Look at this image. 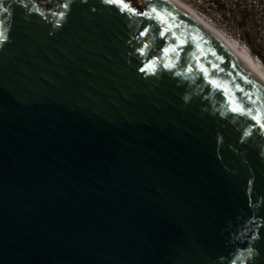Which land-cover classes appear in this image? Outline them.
I'll return each instance as SVG.
<instances>
[{"label":"water","instance_id":"water-1","mask_svg":"<svg viewBox=\"0 0 264 264\" xmlns=\"http://www.w3.org/2000/svg\"><path fill=\"white\" fill-rule=\"evenodd\" d=\"M0 0V264H264V73L180 0Z\"/></svg>","mask_w":264,"mask_h":264},{"label":"rangeland","instance_id":"rangeland-1","mask_svg":"<svg viewBox=\"0 0 264 264\" xmlns=\"http://www.w3.org/2000/svg\"><path fill=\"white\" fill-rule=\"evenodd\" d=\"M38 3L45 5L46 0H35ZM131 4L144 8V0H127ZM195 9L194 11L208 24L212 25L215 29H220L229 38L237 40L238 44L242 45V48L252 53L255 59L258 61V57L254 52H251V46L264 56V11L259 9V4L264 0H246L249 8L252 10L249 21L243 28H238L240 14L242 9H237L233 5L240 0H221L226 1L227 8L224 13L225 16L221 17L220 12L216 9V5L213 4L215 0H180ZM210 22V23H209ZM217 27V28H216ZM249 33L251 35L249 42L244 39L243 34ZM224 34V35H225ZM260 61V59H259ZM264 66V64H263Z\"/></svg>","mask_w":264,"mask_h":264},{"label":"trees","instance_id":"trees-1","mask_svg":"<svg viewBox=\"0 0 264 264\" xmlns=\"http://www.w3.org/2000/svg\"><path fill=\"white\" fill-rule=\"evenodd\" d=\"M213 4L216 5V9L220 12V16L224 17L225 16L224 11L227 8L226 1L215 0V1H213ZM249 6L250 5L247 4L246 0L237 1L233 5V7L237 8V9H242L240 17H239L240 21L237 24L238 28H240V29L246 26L247 22L249 21L248 17L249 16L251 17L252 10L249 8ZM259 9H262L264 11V1H262L259 4ZM243 36H244V39L247 42H249L251 35L249 33H244ZM251 52H254L256 54V56L260 59L262 64H264V56L262 53H260L256 49H254L253 46H251Z\"/></svg>","mask_w":264,"mask_h":264},{"label":"bare ground","instance_id":"bare-ground-1","mask_svg":"<svg viewBox=\"0 0 264 264\" xmlns=\"http://www.w3.org/2000/svg\"><path fill=\"white\" fill-rule=\"evenodd\" d=\"M128 2V1H127ZM130 3V2H129ZM184 3V2H183ZM131 4V3H130ZM185 4V3H184ZM131 5H133V4H131ZM187 5V4H186ZM133 6H135V5H133ZM188 6V5H187ZM135 7H138V6H135ZM190 7V6H189ZM191 8V7H190ZM191 9H193V8H191ZM193 10H195V9H193ZM199 14V13H198ZM202 19V18H201ZM206 21V20H205ZM210 23V22H209ZM217 28V27H216ZM217 31H219L218 29H216ZM225 34V33H224ZM224 34H222V36L225 38V39H228V40H231V42L234 44V45H236V46H240L241 48H242V45H240V44H238V42H237V40H235V39H233V38H229L228 36H226V34L224 35ZM244 48V47H243ZM244 50V52H245V55L247 56V57H253V61L255 62V64H257L259 67H261L262 69H263V73H264V66H263V64H262V62L261 61H259V59H258V61L255 59V57L252 55V53H249L248 51H246L245 49H243Z\"/></svg>","mask_w":264,"mask_h":264},{"label":"snow or ice","instance_id":"snow-or-ice-1","mask_svg":"<svg viewBox=\"0 0 264 264\" xmlns=\"http://www.w3.org/2000/svg\"><path fill=\"white\" fill-rule=\"evenodd\" d=\"M262 127H264V125H262Z\"/></svg>","mask_w":264,"mask_h":264}]
</instances>
